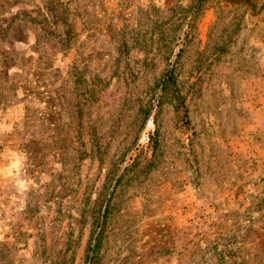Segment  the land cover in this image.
<instances>
[{"label":"rangeland","instance_id":"374dc122","mask_svg":"<svg viewBox=\"0 0 264 264\" xmlns=\"http://www.w3.org/2000/svg\"><path fill=\"white\" fill-rule=\"evenodd\" d=\"M0 264H264V0H0Z\"/></svg>","mask_w":264,"mask_h":264}]
</instances>
